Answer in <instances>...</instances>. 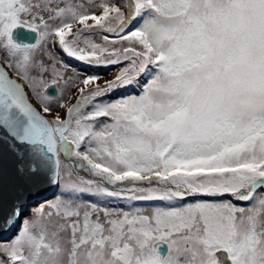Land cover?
I'll return each mask as SVG.
<instances>
[{"label":"snow or ice","instance_id":"snow-or-ice-1","mask_svg":"<svg viewBox=\"0 0 264 264\" xmlns=\"http://www.w3.org/2000/svg\"><path fill=\"white\" fill-rule=\"evenodd\" d=\"M0 264H264V0H0Z\"/></svg>","mask_w":264,"mask_h":264},{"label":"rangeland","instance_id":"rangeland-1","mask_svg":"<svg viewBox=\"0 0 264 264\" xmlns=\"http://www.w3.org/2000/svg\"><path fill=\"white\" fill-rule=\"evenodd\" d=\"M111 76H105V79H110ZM109 203L110 206H117V205H122L123 202L122 201H111V202H106Z\"/></svg>","mask_w":264,"mask_h":264}]
</instances>
